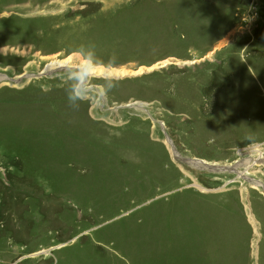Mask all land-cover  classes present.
I'll use <instances>...</instances> for the list:
<instances>
[{
    "label": "rangeland",
    "instance_id": "rangeland-1",
    "mask_svg": "<svg viewBox=\"0 0 264 264\" xmlns=\"http://www.w3.org/2000/svg\"><path fill=\"white\" fill-rule=\"evenodd\" d=\"M258 157L264 0H0V264H264Z\"/></svg>",
    "mask_w": 264,
    "mask_h": 264
},
{
    "label": "bare ground",
    "instance_id": "bare-ground-1",
    "mask_svg": "<svg viewBox=\"0 0 264 264\" xmlns=\"http://www.w3.org/2000/svg\"><path fill=\"white\" fill-rule=\"evenodd\" d=\"M69 60H67V59H65V60H55V61H52L51 63H50V65H49V68L50 67H55V66H64L67 62H68ZM52 69V68H51ZM51 69H49L50 71H51ZM85 70H90L89 71V74H92V73H97V74H102L101 76H104L105 77V75H107V76H110V75H116V74H118L117 72H111V71H106V70H103V69H101V68H98V69H93V68H91V67H87L86 66V68H85ZM139 71H136V72H134V74H137ZM121 74H124L123 72L121 73ZM113 75V76H114ZM166 139V141H167V144L169 145L170 144V142H172L171 141V139L169 138V139H167V138H165ZM253 150H255V151H257L258 152V154H260V149H259V146L257 145V146H253ZM171 151L173 152V158L175 159V160H184V162H186V160L185 159H182L180 156H179V154L178 153H175L174 151H173V149L171 148ZM263 161L264 160V157H258V158H256L255 159V162H259V161ZM251 161H253V160H251ZM179 162V161H178ZM181 162V161H180ZM264 162V161H263ZM187 163H189V164H191L190 162H187ZM246 164H252V163H254V162H252V163H250V160H248V161H246L245 162ZM244 162H243V160H241V161H238V162H236L235 164H234V167H233V169L234 170H237V168L238 167H240V166H243L244 164H245ZM250 166V165H249ZM248 166V167H249ZM237 174H238V176L239 177H242V178H244V179H246L245 177H244V175H243V173L242 172H237ZM254 182L255 183H257L258 184V186H262V189L264 188L263 187V185L261 184V182L260 181H256V180H254ZM195 186L196 187H199L200 189L202 188L200 185H198L197 183H195Z\"/></svg>",
    "mask_w": 264,
    "mask_h": 264
},
{
    "label": "clouds",
    "instance_id": "clouds-1",
    "mask_svg": "<svg viewBox=\"0 0 264 264\" xmlns=\"http://www.w3.org/2000/svg\"><path fill=\"white\" fill-rule=\"evenodd\" d=\"M114 57L110 60L111 62H114ZM90 70H86L81 73L75 74V79L77 80V84L73 86L72 94L68 96V101L72 105L74 109H78L80 104H77L76 101H83L86 96L85 92L81 89L80 85L83 84L85 77L89 74ZM117 86V82L113 80V83L109 85L108 92L114 89ZM45 91H50V88H45Z\"/></svg>",
    "mask_w": 264,
    "mask_h": 264
},
{
    "label": "water",
    "instance_id": "water-1",
    "mask_svg": "<svg viewBox=\"0 0 264 264\" xmlns=\"http://www.w3.org/2000/svg\"><path fill=\"white\" fill-rule=\"evenodd\" d=\"M129 76H131V75H129ZM112 77H114V78H118V77H122V76H112ZM7 79V78H6ZM165 137L167 138V139H169V136L166 134L165 135ZM170 146H171V148L173 149V151L175 152V153H177L176 152V150H175V148H174V146H173V144H172V142H170V144H169ZM182 159H184L182 156H180ZM179 161H182V160H180L179 159ZM184 161V160H183ZM264 161V160H263ZM262 160H261V162H263ZM198 162L202 165V166H204V167H206V168H209V169H212V170H220V169H222V170H225V169H231V168H233L234 166L231 164V165H227V166H224V165H215V164H209V163H207V162H204V161H202V160H198ZM263 190H264V188H263Z\"/></svg>",
    "mask_w": 264,
    "mask_h": 264
}]
</instances>
